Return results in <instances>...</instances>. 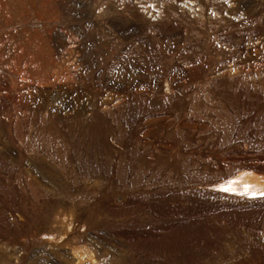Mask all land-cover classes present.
Returning a JSON list of instances; mask_svg holds the SVG:
<instances>
[{"label":"rangeland","instance_id":"rangeland-1","mask_svg":"<svg viewBox=\"0 0 264 264\" xmlns=\"http://www.w3.org/2000/svg\"><path fill=\"white\" fill-rule=\"evenodd\" d=\"M264 0H0V264H264Z\"/></svg>","mask_w":264,"mask_h":264},{"label":"bare ground","instance_id":"bare-ground-1","mask_svg":"<svg viewBox=\"0 0 264 264\" xmlns=\"http://www.w3.org/2000/svg\"><path fill=\"white\" fill-rule=\"evenodd\" d=\"M224 189L228 193L257 195L264 192V178L247 174L230 181Z\"/></svg>","mask_w":264,"mask_h":264}]
</instances>
